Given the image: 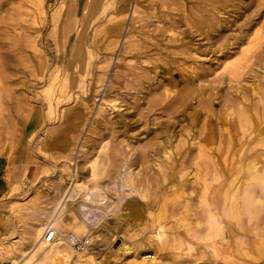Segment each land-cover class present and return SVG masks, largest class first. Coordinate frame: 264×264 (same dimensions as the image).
<instances>
[{"label": "rangeland", "instance_id": "obj_1", "mask_svg": "<svg viewBox=\"0 0 264 264\" xmlns=\"http://www.w3.org/2000/svg\"><path fill=\"white\" fill-rule=\"evenodd\" d=\"M161 1L154 0L145 5L146 7L143 4L144 7L136 8V12L138 15L147 14L151 17L168 12L173 18H178L176 13L180 9V20L182 23L186 22L188 27L184 25L178 27L177 32L184 31L178 36L179 38L189 40L191 37L192 42H198L202 49H216L222 42L226 35L223 32L216 33L217 35L210 40L205 37V28L192 17L195 13L200 15V12L190 10L192 15L190 16L188 11L183 12V4L173 3L171 0ZM38 4H40L39 0H0V264H12L13 260L16 264L23 263L26 254L35 244L28 235L29 231L44 222L46 228L58 209L65 218L80 219L92 229L99 228L101 236L95 241L90 239V244L93 243L96 247L92 258H81L76 252L70 251L67 261L57 260L55 264H137L132 251H137L136 246L151 235L153 221L164 225L167 237L165 244L163 243L165 246L162 245L163 249L161 247L159 251L158 264H264V231H262L264 230V180L259 184L255 182L249 169L256 158L261 159L260 154L264 151L262 150L264 132H250V128L247 131L238 130L230 135L231 138L220 136L215 141L212 146V156L216 163L217 176L215 178L208 176L207 193L202 196L203 187L199 184V179L192 176L195 175V165L190 161L197 153L198 142H202L205 119L213 129L222 125L219 122L223 110L220 100L221 96L228 94L225 84L219 87L218 93L216 91L215 97L210 98L207 104H195L191 101L173 116H166L160 115L157 111L169 100L163 90L160 89L152 96L147 95L144 100H138L139 95L135 89L140 86L132 85L131 82L130 75L136 72V75L148 79L150 83L154 82L151 87L156 85L159 78L169 77L172 82L180 83L179 88H181L184 79L182 75H187L186 71L190 66H207L210 62L212 68L217 70L209 79L217 80L225 74L222 67L219 68L222 61L217 60L216 63L220 52H210L202 57L194 56L197 61L196 59L186 61L183 71L180 62L184 61L180 60V56L187 58L190 56L180 52L181 45L175 40L178 38L176 34L169 33L168 46L165 44L159 48L156 41L151 42V46L148 44L147 46L146 43L139 41L138 45L133 47L129 43L134 35L131 31L128 34L129 44H124L135 6L134 0L126 9V23L122 36L118 43H115L117 45L114 43H112L114 46L109 45L107 26L111 23V19L118 15L117 10L125 6V4H114L103 14H98V18L85 32L86 47H89L88 50L93 55L87 56L89 74L83 77L81 75L83 69L74 67L70 74L75 80L74 97L56 106V116L54 114L48 116L49 102L43 88L48 82L47 77L52 70L55 54L58 53L56 43H65L69 38V42H66L69 48L68 55L65 59L64 56L62 57L68 65L67 60L72 53L70 46L76 41L85 21L86 9L76 0H45L43 2L45 11L41 14ZM60 4L63 5L61 17L55 27L50 22V15ZM115 5H117L116 9ZM227 16L219 13L218 21L223 22L225 26L230 25ZM31 19H36L37 24L28 22ZM239 21L241 22L238 17V23ZM159 24L161 27L162 22ZM159 24L157 23V26ZM25 26L29 27L30 32L32 28L40 29L37 53L25 48L22 43V28ZM134 26L136 29L133 30L141 31L143 37L149 33L154 36L159 34L154 26H151L153 29L139 28V24ZM137 47L144 49L139 50ZM138 50L143 54L142 57H132ZM117 58L121 59L119 68H116L115 64ZM143 59L148 62L140 63L145 61ZM231 60L233 58L228 61ZM66 64L63 63L61 66L62 76L66 73ZM122 71L129 75L128 78L121 77ZM155 73L158 74V78L152 81L151 77ZM56 84L52 98L57 90ZM80 84L84 85L87 92L79 89ZM109 84L112 86L110 87L112 92L108 94ZM143 92L145 93L146 89H143ZM104 95H107L105 97L107 101L116 95L121 101L119 110L114 109L109 112L108 109H104L106 106L100 108ZM91 96H95L93 98L95 103L92 109L88 110L86 106ZM151 100H154L155 106L152 105L153 108L147 109L149 106L145 102ZM157 101H160L159 104ZM63 109H70L72 112L82 111L84 115L79 119L82 124L77 125L70 114H67L68 122L65 123L64 118L60 116ZM195 109H200L201 114L198 119ZM96 119H98L97 125L93 123ZM102 120L107 121L109 125H99V121L101 123ZM262 125L264 124L258 127ZM112 126L118 131L116 137L107 131V128ZM158 126L162 129L159 130ZM47 128L50 130L45 134ZM123 137L129 138V141L134 143L133 150L125 147ZM172 139H175L174 144L181 146L176 152L174 151L175 162L171 159L167 167L163 163L165 170L162 168L163 171H160L154 158L162 161V150L156 144L161 141L162 145L164 143L167 145V141ZM179 139H182L181 142ZM251 139L253 142L247 147ZM217 147H220V150ZM143 152L146 154L143 155ZM142 156L147 157L143 159ZM78 166L81 167L82 188L69 198V195L65 196L66 193L64 194L60 182L65 179L66 170L74 177ZM93 168L100 173L96 180L89 178ZM128 170L131 171L132 176L127 175ZM162 172H165V175ZM123 174L127 175L131 188L146 193L145 198L136 193L128 195L121 192L119 185L120 176ZM94 187L104 189L111 199H105L104 203L96 199L95 201L86 199L83 193L86 189ZM197 193L202 197H198ZM131 199L144 206V219L140 217L139 220L138 218L134 220L127 216L126 206ZM202 200H206L212 207L217 202L222 204L223 200L227 207L233 204L238 217L235 218L237 222L229 225L225 223L221 230H215L219 228L214 226V229L207 230L205 217L207 213L204 209L206 204L203 206ZM251 201H257L261 206L256 208ZM244 203H247V206ZM55 228L63 236L69 232L61 225ZM257 230L260 232L258 233ZM205 231H209V234ZM10 249L13 250L11 260L8 255Z\"/></svg>", "mask_w": 264, "mask_h": 264}, {"label": "bare ground", "instance_id": "obj_2", "mask_svg": "<svg viewBox=\"0 0 264 264\" xmlns=\"http://www.w3.org/2000/svg\"><path fill=\"white\" fill-rule=\"evenodd\" d=\"M44 1L39 0L40 4H38L41 14L44 13V11H45V6L43 4ZM76 1L78 2V4H82V7L84 9H86V17H85V21H84V23H83V25H82L79 33H78V36L75 39L76 41L74 42V44L72 46H70V48H71L70 50L72 51V53H71V56H69V58L67 60V63H69L68 65L66 64V62H64V60H62V57L64 56L63 58L65 59V57L68 55V49L69 48H67V46H68L67 43L69 42V38L66 41L67 43L66 42L65 43H62V42L56 43L57 44L56 51L58 53L55 54V57L53 59L54 64L52 63L53 64L52 70L50 71V74L48 75V77L46 76L48 79V82L45 85V87L43 88V92L45 93V95H47V99L49 102V105L47 106L48 112H49L48 116H50V114L51 115L54 114L56 116L57 115L56 114L57 111L55 109L56 106L59 105V103H61L63 101L70 100L74 97L75 93H73V85H74L75 80H73L70 77L71 76L70 74H71L72 70L74 69V67H75V69H78V68L83 69L82 74H81L83 77L89 74V71H90L88 68L89 67V58L87 56L92 57L93 55L88 50L89 47L88 48L86 47V36L85 35L87 33L85 34V32L89 29L90 25H92L94 23V21L98 18V16L100 14H103L110 7L114 6V4H125L124 8L122 7V9L117 10L118 15H116L114 18H112L111 23L107 26L108 38H110L109 39L110 40L109 45H113L112 43H114V45H117L115 43H118V40L122 36L124 25L126 23V15H127L126 9H127V7H129V4L133 0H76ZM153 1L154 0H134L135 6H134V9L132 11V18H131L130 25L128 27V31L125 35L124 44L129 42L128 41V39H129L128 34L131 31L134 33L133 37L130 38L132 41L129 39L130 40L129 43L131 46L134 47V46L138 45L137 43L139 41H142V43L144 42V43H146V45L148 44L151 46V42L156 41V45L159 48H160V46L162 47L165 44L168 46L167 42L169 41V33L170 34H176L177 37L184 33L183 30H181L180 32L176 31V30H178V27H180L182 25H184V26L188 25L186 22H184V23L181 22V20H180L181 14L179 13L180 9L177 10V13H176L178 18H176V17L173 18V16L168 12H162L160 16L154 15L153 17H151L147 14L146 15L141 14L142 16L137 14L138 12H136V8L142 7L143 4H144V6L147 4H150ZM159 1H161V0H159ZM171 1H173V3L183 4L182 5L184 7L183 12L185 13L188 11V14L190 16H192L190 10L192 12H193V10H196L197 12L201 13L200 15L195 13L194 16H192V17L195 21H197V23L199 25H201L203 28H205L204 34L208 40L215 37L217 35L216 33L219 34V33L223 32L226 34L223 37L222 42L219 44V46L216 49H209V48L208 49H202V47L200 46V44L198 42H192L191 37L189 40H184L183 37L176 38L175 39L176 42H180L179 44L181 45L180 52L190 56V58L180 56V60L184 61V62H180V66L182 67V70L185 71L184 63L186 61H188L190 59H193V60L196 59V61H197V58H195L194 56L202 57V55H208L210 52H212V53L220 52V54L218 55V57L216 59V63H217V60L222 61L219 68L222 67L225 74L222 75L217 80L209 79L212 75L216 74V70H217V68H214V67L212 68V66H211L212 64H211L210 59H209L210 64L207 66L201 65V66H190L189 67V70L186 71L187 75H185V74L182 75L184 77V79H183V82L181 83V85H182L181 88H179L180 83L172 82L169 79V77H164L163 79L159 78V81L156 83V85L151 87V85H154V82H153V84L150 83V81H148V79H144V77H140L139 75H136L135 74L136 72L135 73L131 72L132 73V75H130L131 79H132L131 82H132V85H139L140 86L139 88L135 89V91H137V94L139 95L137 98L138 100H144L147 95L152 96L155 92H158L160 89L163 90L164 94L167 95V98H169V100L163 106H161L157 111H159L160 115H166V116H168V115L173 116L175 113L179 112V109H181L182 107H184L185 105H187V103H189L191 101H194L195 104L196 103L197 104L198 103H203V104L206 103L210 98L215 97L214 95H216V91L218 93V89H220L219 87H221L222 85L225 84L224 86L227 88V91H228L227 93L229 95L226 93L227 95L221 96V100H220L222 107H223V110H222V116L219 117V122L222 123V125L220 128L217 127V129H213L209 125L208 120L205 119L206 121L204 122V126H203V133L204 134L201 133L203 135H202V137L200 136L202 138L201 139L202 142H198V147H197L198 150L196 149L197 153H196L195 157H193V159L190 158V159H192V161H190V163L192 162L193 165H195V169H194L195 175H192V176H196L197 180L199 179V184L203 187V192H201V194H202V196H204L203 194L207 193L206 185H207L208 176L211 175L214 178H215V176H217L216 171H215L216 163L214 162V158L212 156L213 155L212 154V152H213L212 146L214 145L215 141L220 136H221V138H223V137L231 138L230 135L232 136V134L238 130L247 131L250 128V132L251 131H256L257 133H258V131L264 132V125H262V127H258V125L264 124V2H260L261 0H171ZM155 3H157V2H155ZM161 3H162V1H161ZM62 6L63 5H61V4L57 5V7H55L53 9V11L51 12L50 22L55 27L57 26V24L60 21ZM116 6L117 5H115V9H116ZM162 7H163V5H162ZM152 8H151V10L154 9V8L153 9ZM153 11H155V10H153ZM146 12H147V10H146ZM219 13L224 14V16H225V14H227L228 16L226 19H228V23L230 22L231 24L225 26L223 22H222L223 23L222 24L220 21H218L217 15ZM238 17H239V20H241V22L239 21L240 23H238ZM28 22L37 24L36 19H31ZM156 22L158 24L162 22V26L160 27V24H159V26H157ZM155 23H156V25H155ZM135 24L136 25L139 24V28L148 27V29H150L149 27L155 25L153 28L156 31H158L159 34H158V36H156V35L154 36L153 34L151 35L149 33L148 35L143 37L141 31H140L141 33L139 31L135 32V29H136L134 26ZM133 28H135V29L133 30ZM22 29H23V31H22L21 38H22V43H23L24 47L30 48V49H32L33 52L37 53L39 51L37 38H38V35L40 34V31H39L40 29L32 28L31 32L28 30L29 29L28 26H25ZM131 36H129V37H131ZM163 41H165V42L163 43ZM154 43H152V44H154ZM65 45H66V47H65ZM127 45H126V47H127ZM140 47H142V45H140ZM61 48H62V50H61ZM137 48H139V47H137ZM142 49H144V47L139 48V50H142ZM163 49H166V48H163ZM139 50L136 52V54H133L132 57H135V56H137V58L142 57L143 54L141 52H139ZM153 50H155V48ZM128 52H129V50H128ZM144 56L146 57L147 55H144ZM231 58H233V60L228 61ZM145 59H143V60H145ZM147 59L149 61V58H147ZM150 59H151V57H150ZM148 61L145 60V61H141L140 63H142V62L144 63V62H148ZM63 63H64V65L66 64L67 70H66V73L62 76V75H60V72H61V66ZM115 64H116V68H119L121 66L120 65L121 59L117 58ZM162 71H164V70H162ZM47 74H48V72H47ZM60 76H62V78ZM128 76L129 75L126 72L122 71L121 77L123 79L128 78ZM151 78H152V81L154 80V78L157 79L158 74H156V73L153 74V76ZM57 82H59L58 85L56 84ZM55 84L57 85V90H56L54 98H52L53 91L56 87ZM111 85H112V83H111ZM111 85L109 84L108 89H110V87H112ZM78 87L83 92H87V90L85 89L83 84H80ZM143 89H146L145 93L143 92ZM107 91H109L108 94L112 92L111 89L107 90ZM105 97H107V95H104V98L102 100L100 108H103V106H106L104 109L105 110L108 109L109 112L113 111L114 109L119 110L120 105H121L120 104L121 101L118 100V97H116V95L114 96L113 99H110L109 101H107L105 99ZM93 98H95V96H91V99L89 100V103L87 104L88 106L85 105L88 110H91L92 107L94 106L95 100L93 101ZM155 102H156V100H155ZM157 102L159 104L160 101H157ZM145 103L149 106V108H147V109L153 108L155 106L154 100H151V101L145 102ZM152 105H154V106H152ZM70 109H63L60 112V114H61L60 116L64 118V122L65 123L68 122L66 117H67V114L68 115L70 114V116H72L75 119V123L77 125H81L82 122H80L81 120H79V119H81L83 117V115H84L83 112L82 111L81 112H78V111L72 112ZM157 111H155V112L158 113ZM200 114H201L200 109H197L196 110V118L197 119H198V116ZM207 115L209 116V112L207 113ZM47 120H49V119L47 118ZM97 120L98 119L94 120V122H93L95 125L98 124ZM99 125H101V126L105 125L106 126L109 124L107 123V121L102 120L101 123L99 121ZM158 128H159V126H158ZM161 129H162V127L160 126L159 130H161ZM230 129H232V130L230 131ZM49 130H50V128H47L45 130V134ZM107 131L111 132L114 137L117 136L118 131L115 129V127L112 126L111 128H107ZM158 132L162 133L163 131H158ZM186 136H188V134ZM251 136L252 135H250V137ZM174 140L175 139H172L171 141H167L168 142L167 145H165V143L162 145L161 141H158V143L156 144V146L157 147L159 146V148H161V150H162V161H159L158 158H154V162L158 166L160 171H163V169H164L163 163L167 167V166H169V161L171 159H172L171 161L175 162V160L173 159L175 157L174 151L176 152V149L181 145L180 144L179 145L174 144ZM179 140L181 142L182 139H179ZM122 141L124 142L125 147H129L132 150L135 147L133 145L134 143L132 144V141H129V138H127V137H123ZM220 141H221V139H220ZM240 141H242V140H240ZM252 142H253V139H251L248 142L247 147ZM182 145H183V143H182ZM218 146H220V145H218ZM145 148H146V146H145ZM218 148L220 150V147H217V149ZM245 148H246V146H244L243 149H245ZM253 148H254V146H253ZM217 149H216V151H217ZM224 149H225V147H224ZM251 150H253V149H251ZM262 150H264V149H262ZM139 152H141V151H139ZM223 152H224V150H223ZM145 154L146 153H144L143 155H145ZM260 155H261V159H264V151H262V153ZM143 157H147V156H142V158ZM143 159H145V158H143ZM261 159L256 158V160L253 161V163H251V166L250 167L248 166L249 169L251 170L250 174L253 175L252 178L258 184L261 183L262 180H264V160H261ZM143 162H144V160H143ZM260 163H261V165H259ZM187 165L189 166L190 164H187ZM127 168H129V167L127 166ZM80 169H81V167L78 166L74 177L72 176L71 172L66 170L65 179L60 182V186H62L64 191H65L64 194L66 193L65 196L69 195V198L72 197L76 191H78L82 188V185L80 182V178H81ZM184 169H187V168H184ZM180 171H181V169H180ZM99 174H100L99 171L96 170V168L95 169L93 168L90 175H89V178L96 180ZM180 174L182 175V173H180ZM127 175L132 176L133 174L131 173L130 170H128ZM127 175L123 174L122 176H120L119 187H121V192L127 193L128 195L130 193L131 194L136 193V194L140 195L142 198L143 197L145 198L146 197L145 192L143 193V192H141L142 190L138 191V190H135L134 188H131L130 184L128 183ZM192 180H190V181H192ZM217 180H218V178H217ZM211 181H212V183H214L213 180H211ZM178 182H177V184H178ZM164 183H165V181H164ZM210 184H211V182H210ZM193 185H194V183H193ZM195 186H197V184ZM170 188H171V186H170ZM192 191H193V188H192ZM258 192H260V191H258ZM83 194H84V196H86V199H92L94 201L96 199V201H99L101 203H104L105 199H107V200L111 199L109 196H107V193L104 189L98 188V187H94L92 189H86L85 193H83ZM197 196L200 197L198 193H197ZM257 196L260 197V195H258V194H257ZM202 201H203L202 205L206 204V206L205 205H203V206H205L204 209L207 213V216H205L206 220H207V227H208L207 230L213 228V226L216 228H219V229H215V230H221L225 223H228V225H229V224L234 223L236 221L235 218H238V217H236V209L233 207L234 206L233 204H230V206L227 207L226 202H224V200H223L222 204H219L217 202V204L214 207H212L209 203L206 202V200H202ZM184 202H186V201H184ZM248 203L250 204V201H248ZM197 204H199V203H197ZM244 204H246V206H247V203H244ZM251 204L256 208L261 206V203L259 205V203L257 201H251ZM65 205H67V204H65ZM143 207L144 206L140 202L131 199L128 206H126V208L128 209L127 216L130 218H133L134 220L137 218L139 220L140 217H143V211H144ZM252 211L254 212V209H252ZM206 213H205V215H206ZM248 213H250V212H248ZM255 213L257 214V212H255ZM194 214H196V213H194ZM155 215H156V213H155ZM251 215H253V213ZM197 217H200V216H197ZM155 218H157V217H154V219ZM143 219H144V217H143ZM143 219H142V221H143ZM248 219H250V218H248ZM46 221L48 222L49 219ZM44 223L39 224L38 226L36 225L37 227H35L29 231L28 235L32 239V241H35L34 242L35 244L33 245L32 249L26 254L23 263L20 262L18 264H33V263H35V264H53L54 263L55 264L57 262V260L67 261L69 258V252L70 251L76 252L78 254V256L81 258L82 257L92 258L94 256L96 247L93 245V243L90 244V239H92V241L99 239V237L101 236V231L99 228L92 229L89 226V224H87L85 221L80 220V219L65 218L61 215V211L59 209L55 211L54 215L51 217L50 221L48 222L46 228H44V225H46V223L45 224ZM152 224H154V227L152 229L151 235L148 236L141 244L136 246L137 248L134 247L135 249H137V251H132V254L136 257V263L137 264H158L160 262L159 251H160L163 243L166 241V238H167L166 234L164 232L165 227L163 224H156V221H153ZM60 225L69 231L64 236L59 233L57 228H55V227L60 226ZM48 227H51V229L55 230V237L50 242H47L45 240L44 234L42 235V232L43 231L45 232ZM224 230H225V228H224ZM262 231H264V230H262ZM205 232H208V234H209V231H205ZM257 232L259 233L260 231L257 230ZM200 237H201V235H200ZM207 238H209V237H207ZM77 239H79L81 242L76 244V246H74L72 242H75V240H77ZM163 246H165V245H163ZM189 246H191V245H189ZM162 249H163V247H162ZM189 250H190V248H189ZM148 252H151L153 254H149ZM12 253H13V250L10 249L9 254H8L10 256V260L13 259L11 257ZM148 259H151V260H148ZM12 264H16V263H14V260H13ZM228 264H230V263H228Z\"/></svg>", "mask_w": 264, "mask_h": 264}, {"label": "built area", "instance_id": "obj_3", "mask_svg": "<svg viewBox=\"0 0 264 264\" xmlns=\"http://www.w3.org/2000/svg\"><path fill=\"white\" fill-rule=\"evenodd\" d=\"M44 237H45V240L47 242L52 241L55 237V230L51 229V227H48L46 229V231L44 232ZM75 242H72L74 246H76V244L80 243L81 241L79 239H77V240H75Z\"/></svg>", "mask_w": 264, "mask_h": 264}]
</instances>
